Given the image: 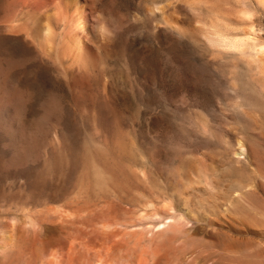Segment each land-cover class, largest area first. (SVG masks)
<instances>
[{
    "label": "rangeland",
    "instance_id": "rangeland-1",
    "mask_svg": "<svg viewBox=\"0 0 264 264\" xmlns=\"http://www.w3.org/2000/svg\"><path fill=\"white\" fill-rule=\"evenodd\" d=\"M45 1L0 0V231L14 240L0 264H237L231 241L264 251V98L198 32L220 4L232 16L219 23L248 20L233 16L238 0H158L166 15L153 18L150 1L92 0L96 61L85 54L83 69L34 39L52 21ZM241 4L254 28L230 30L261 57L264 13ZM189 161L207 186L185 189Z\"/></svg>",
    "mask_w": 264,
    "mask_h": 264
},
{
    "label": "bare ground",
    "instance_id": "bare-ground-1",
    "mask_svg": "<svg viewBox=\"0 0 264 264\" xmlns=\"http://www.w3.org/2000/svg\"><path fill=\"white\" fill-rule=\"evenodd\" d=\"M59 2V5L58 6H52V3H54V2ZM147 2L148 1H150V3H151V6H149L148 5V3H147V15L148 16H150L151 18H153V17H156V16H158V12L161 14V13H164V15H166L165 14V12H164V8H162L163 6H158V4H159V2L161 1H158V0H146ZM189 0H187L186 2H188ZM214 1V0H213ZM218 1H220V0H218ZM224 1V0H223ZM46 3H44V5H45V9H46V11L45 12H47L46 14L48 15L49 14V12H51V16H50V18H52V21L54 22V26H52L51 25V23H52V21L50 22V20L48 21V22H46L47 24H45L42 28H40L39 30H40V32H39V30H38V32L39 33H36L37 35H36V37L34 38V39H37L38 41H36V42H38V44H39V46H40V48L42 49V51H44L45 53H46V51H49V50H52V48H53V45L56 43L57 44V52H58V56L60 57V58H67V59H69L70 61H72L73 63L72 64H77L78 65V68L79 69H83V67L85 66V54H87L88 56L90 55L91 56V58H92V60H93V62H95L96 61V55H95V53H94V51H93V49H92V47L90 46V45H88V38L90 37V35L92 34V31H91V29H92V27H91V14H92V12H93V3H92V0H46L45 1ZM226 2V1H225ZM243 2H244V0H243ZM251 2V1H250ZM252 2L254 3V5L256 6V8L257 9H260V10H262V12L264 13V0H252ZM163 3V2H162ZM190 3V2H189ZM195 3H197V1L195 2ZM216 3V2H215ZM220 3V2H219ZM223 3V2H222ZM227 3V2H226ZM229 3H230V1H229ZM172 3H170L169 5H171ZM235 4H237L238 6H240L241 8L239 9V10H237L234 14H233V16L235 17V19L237 18V20H245V18H248V22L245 20V22H242V23H246V25H242V30H241V33H243V31H247L246 29H247V27H246V29L245 30H243V26H244V28H245V26H251V28H254V26H252V25H249V24H251V22H252V19H251V22L249 23V18H251L250 16H252V15H250L251 14V12H249V8H246V5H244V6H242V4H241V0H238V1H236L235 2ZM234 4V5H235ZM56 5V4H55ZM193 5H195L194 4V2L193 3H191L189 6H193ZM217 5H218V3L215 5L214 4V6L215 7H217ZM228 5V4H227ZM226 5V6H227ZM253 5V4H252ZM149 6V7H148ZM221 6V7H220ZM225 6V5H224ZM247 6H249V5H247ZM44 7V6H43ZM195 7V6H194ZM219 8V10L217 9H215V11H220L221 10V8H222V12H219L220 14H218L217 16L214 14V16L215 17H213V15H212V18H213V22L212 23H210L211 25L209 26V25H205L208 21H206L205 22V24L203 23V25H205L204 27H202V25H201V27H200V29L198 28V32H200L201 33V35L204 37V40L206 41V43H207V46L209 47V49L213 52V54H217V56H224L225 54H229L230 52L232 53H234V56H235V58H238L239 60L241 59L242 60V62H243V64L246 66L245 68L247 69V73H246V75L245 76H247L246 78H248V83L250 84V86H251V88H254L256 91L258 90L259 91V93H261V95L263 96V98H264V53H263V55L261 54V57L260 56H258V55H256L255 53H254V51H255V49H254V51H253V53L252 52H249V50L251 51V49H249L250 47H251V45H252V42L251 43H248V42H250V39L249 38H247V41L246 40H244V39H241V38H238L237 37V35L236 34H234L231 30H230V28L232 29L233 28V26H234V32L236 31L235 30V26L236 25H234V24H237V25H239L240 26V24H242L241 22H238L237 21V23H234V24H232V26H230V28H229V26L228 25H226L224 22V24H221V23H219V22H221V21H226V19L224 18H222V14H225V13H223V5H219L218 6ZM237 7V6H236ZM251 7V6H250ZM50 8V9H49ZM214 8V7H213ZM226 8V7H225ZM224 8V9H225ZM48 9H49V11H48ZM166 9V8H165ZM211 9H212V6H211ZM210 9V10H211ZM228 10V9H227ZM229 11V10H228ZM232 11V10H231ZM233 11H234V9H233ZM44 12V11H43ZM169 12V11H168ZM211 12V11H210ZM213 10H212V14H213ZM230 12V11H229ZM229 12H227V16H228V13ZM215 13V12H214ZM44 14V13H43ZM43 14H41V15H43ZM45 14V15H46ZM231 14H232V12H231ZM170 15V14H169ZM211 15V14H210ZM225 15V17H227ZM220 16V17H219ZM224 16V15H223ZM231 16L232 15H229L228 17H230L231 18ZM166 17V16H165ZM163 18L164 20H165V22L168 24V25H170L172 28H173V26L175 27V25L177 26V23L178 22H172V23H175V25L174 24H172L171 22H169V20L171 19L169 16H167L166 18L168 19H166V18ZM172 17V16H171ZM222 18L221 19V21H216V19L215 18ZM233 17V18H234ZM31 18V17H30ZM49 18V17H48ZM150 18V19H151ZM174 18H175V16H174ZM211 18V19H212ZM230 18H228V19H230ZM227 19V20H228ZM234 19V20H235ZM29 19H27L26 21H28ZM31 21H32V19H30ZM29 20V21H30ZM152 20V19H151ZM159 20V19H158ZM231 20V19H230ZM152 21H154V19L152 20ZM216 23H215V22ZM233 21V20H232ZM236 21V20H235ZM235 21H233V22H235ZM218 22V23H217ZM227 22H229V21H227ZM232 22V23H233ZM201 23V22H200ZM199 23V24H200ZM214 23V24H213ZM231 23V21L228 23V24H230ZM249 23V24H248ZM27 26H26V25ZM23 26H24V28H26L27 30L28 29H34V26H35V22H31V24L30 25H28V23H25ZM162 24V23H161ZM208 24V23H207ZM253 24V23H252ZM156 25V24H155ZM160 25V24H159ZM167 25V26H168ZM180 25V24H179ZM239 26H238V30L239 29H241V28H239ZM38 27V26H37ZM36 27V28H37ZM41 27V26H40ZM241 27V26H240ZM181 28V27H180ZM25 29V30H26ZM38 29V28H37ZM177 29H179V26H177ZM249 29H250V27H249ZM36 30V29H35ZM58 30H60L61 32L60 33H58L59 31ZM233 30V29H232ZM22 31H24V30H22ZM33 31V30H32ZM58 31V32H57ZM252 31H253V29H252ZM251 31V32H252ZM25 32H27V31H25ZM238 32V31H237ZM236 33V32H235ZM240 33V32H239ZM247 33H249V31L247 32ZM245 34V32L243 33V34H245L244 36H246V35H248V34ZM26 35H28V34H26ZM30 35V34H29ZM94 35V34H93ZM92 35V36H93ZM240 35H242V34H240ZM32 36V35H31ZM30 36V37H31ZM34 36H35V34H34ZM201 36V37H202ZM202 37V38H203ZM248 44H250V45H248ZM250 46V47H249ZM254 48H255V46L254 45H252ZM261 48V47H260ZM264 49V48H263ZM262 49H260V51H261ZM257 51V50H256ZM255 51V52H256ZM50 53L52 52V51H49ZM258 52H259V50H258ZM263 52V51H262ZM232 53V54H233ZM241 62V61H240ZM240 64V66H243V65H241V63H239ZM76 65V66H77ZM87 65V64H86ZM234 67H235V69H237L236 67H238V63H235L234 64ZM77 68V69H78ZM78 69V70H79ZM82 71V70H81ZM234 73H235V71H234ZM67 74V73H66ZM237 74V73H236ZM236 74H233L235 77L237 76ZM85 76V75H84ZM235 77H234V79H235ZM238 77V76H237ZM237 77H236V79H237ZM238 78H240V77H238ZM243 78H244V76H243ZM88 79V78H87ZM235 79V80H236ZM238 80V79H237ZM242 80V79H241ZM247 80V79H246ZM245 80V83L247 82ZM239 81V80H238ZM82 82H83V84H85L86 83V80H82ZM234 82V81H233ZM89 83V82H88ZM247 84V83H246ZM233 85L234 86H236V84H234L233 83ZM255 102V101H254ZM258 103V102H257ZM258 105V104H257ZM262 105V104H261ZM260 106V105H259ZM260 108H263V107H260ZM260 108H258L259 109V111L261 110ZM263 110V109H262ZM255 113V112H254ZM264 117V116H263ZM258 124V123H257ZM123 143H121V145H122ZM120 145V143H119V147L121 148V147H123L122 149H125V150H123V151H126L127 152V149L125 148L126 146H121ZM239 145L241 146V147H239L240 148V150H241V152H245V151H243V149H244V146L242 147V145H241V143H239ZM119 149V148H118ZM121 150V149H120ZM132 150V149H131ZM130 150V151H131ZM123 151H121V153L123 152ZM129 152V151H128ZM125 153V152H124ZM123 153V155H125ZM133 153V152H132ZM129 154H131V153H129ZM106 155V154H105ZM126 155H128V153L126 154ZM195 161V160H194ZM185 163V162H184ZM183 165H185L184 166V169L182 168H180L182 171H180V176L178 177V179H180V181H184L183 182V184H184V187H185V189H188V188H194L193 186L194 185H196V184H199V185H201L202 183L204 184V185H206L207 184V179H208V177H207V169L205 168L206 166L204 165V164H202V162L200 161V162H198V161H196V162H190L189 161V163H186V164H183ZM99 168V167H98ZM101 169V168H100ZM183 172V173H182ZM93 174H94V177H95V184H97V186H106L107 185V183H108V179H106V177H105V175H104V173L101 171V170H99V169H96V167H94L93 168ZM106 174V173H105ZM178 174V175H179ZM127 175V174H126ZM93 177V178H94ZM106 184V185H105ZM179 185H180V183H179ZM181 186H183L182 184H181ZM207 186V185H206ZM205 186V187H206ZM253 185H251V184H247V185H245L244 187H247V188H251ZM102 187H100V188H102ZM204 187V190L205 189H207V188H205ZM182 188V187H181ZM183 189V188H182ZM179 191H180V193H182L183 191H184V189L183 190H180L179 189ZM182 191V192H181ZM186 191V190H185ZM206 192H209L208 190L206 191ZM183 194H184V192H183ZM239 195V194H238ZM244 195V194H243ZM246 195V194H245ZM245 198V197H244ZM251 198V197H250ZM249 198V199H250ZM246 199H247V197H246ZM254 199V198H253ZM251 200V199H250ZM253 203V202H252ZM237 205H238V203H237ZM249 205V204H248ZM255 205V204H254ZM241 206V205H240ZM251 206V205H250ZM239 207V206H238ZM237 207V208H238ZM255 207V206H254ZM257 208V207H256ZM241 209V207H239L236 211H238V210H240ZM244 209V208H243ZM248 209V208H247ZM241 211V210H240ZM239 211V212H240ZM239 212H237L238 214H239ZM242 212V211H241ZM240 212V213H241ZM245 213L247 212V211H244ZM257 212V211H256ZM250 213V212H249ZM237 214V215H238ZM253 214V213H252ZM251 215V214H250ZM238 216H241V214H239ZM242 216H245L244 215V213L242 214ZM252 217V216H251ZM248 218H250V216L248 217ZM264 218V217H263ZM251 220V219H250ZM242 221V220H241ZM253 221V220H252ZM255 223H256V220L254 221ZM248 223H250V221L248 220ZM252 223H250L249 225H251ZM262 224V223H261ZM212 227H213V224L211 225ZM226 227V226H225ZM224 226H220V228L221 229H224L225 228ZM9 228V227H8ZM175 228V227H174ZM215 228H217V227H215ZM3 230V229H2ZM8 230V229H7ZM217 229H215V231H216ZM4 231H5V229H4ZM4 231H0V250H3L7 245H8V247H9V245H11V243L14 241V240H12V235L10 236V235H8L7 233H5ZM217 232H219V231H217ZM223 232H225V231H223ZM227 232V231H226ZM220 233H222V232H220ZM164 235V234H163ZM228 240H229V237H228ZM153 241V240H152ZM53 242V241H52ZM237 242V241H236ZM235 242V244H237ZM229 243V242H228ZM232 243V244H231ZM231 243H229L228 245H230L229 247L230 248H232V249H229L228 248V245H227V247H225V248H227V250L229 251V253L227 252V257H229V258H227V257H225L226 259H227V261L228 260H231V261H235L237 264H238V259H237V257L235 258L232 254H234V252L236 251H234L233 249H237V248H235V247H237V246H234V248H233V243H234V241L232 242L231 241ZM13 245V244H12ZM225 245V244H224ZM231 245H232V247H231ZM249 248V247H248ZM6 249V248H5ZM242 249V248H241ZM251 249V248H250ZM238 250V249H237ZM263 250V249H262ZM224 251H225V249H224ZM246 252H247V249L245 250ZM245 251H243V253L242 252H240L239 250H238V252H240V253H238L239 254V256H240V258H239V260L240 259H245L246 260V262H248L249 264L251 263V264H264V251H256V252H254V253H251V254H249V255H247V254H244V253H246ZM248 251H249V249H248ZM1 252V251H0ZM3 252V251H2ZM221 254L222 253H225V252H220ZM220 253H219V255H220ZM224 256H226V254L224 255ZM224 256L222 255V257L224 258ZM223 258H221L220 257V261H223V260H221V259H223ZM225 259V260H226ZM236 259V260H235ZM244 260V261H245ZM241 261V260H240ZM246 262H245V264H246ZM242 263H244V262H241V264Z\"/></svg>",
    "mask_w": 264,
    "mask_h": 264
}]
</instances>
